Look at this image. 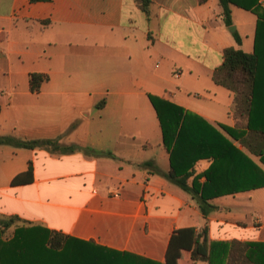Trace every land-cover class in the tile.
Here are the masks:
<instances>
[{"label":"crops","instance_id":"crops-1","mask_svg":"<svg viewBox=\"0 0 264 264\" xmlns=\"http://www.w3.org/2000/svg\"><path fill=\"white\" fill-rule=\"evenodd\" d=\"M148 8L136 0H0V136L73 147L0 145V222L15 217L6 232L40 226L139 257L129 264H166L177 230L206 225L214 264H227L233 241L264 244V187L211 199L215 210L204 219L188 194L142 166L169 170L148 95L214 126L264 173L260 158L219 127L235 126L233 94L212 80L226 48L252 53L256 16L232 5L227 27L218 0H150ZM31 73L48 76L37 94ZM195 121L193 140L213 153L216 136ZM227 155L216 184L257 181L246 161ZM210 164L195 162V175ZM29 165L31 178L12 184ZM173 255V264H209L191 260V250Z\"/></svg>","mask_w":264,"mask_h":264},{"label":"trees","instance_id":"trees-1","mask_svg":"<svg viewBox=\"0 0 264 264\" xmlns=\"http://www.w3.org/2000/svg\"><path fill=\"white\" fill-rule=\"evenodd\" d=\"M206 1L197 0L198 4H204ZM136 2L139 9L148 15L150 0ZM218 4L227 27L232 25V5L256 16L252 53L232 47L226 48L223 51L221 65L212 73V80L233 94L232 115L236 120L235 126L219 127L250 154L259 157L264 165V0H218ZM233 36L235 42L240 44L239 35L233 33ZM47 80L46 74H29V91L37 94L42 83ZM148 98L159 122L162 144L169 154V170L166 173L161 172L151 162H145L142 166L151 167L152 171L188 194L196 201L204 219L215 210V206L210 203L211 199L244 189L264 187L262 170L214 126L167 100L152 95H148ZM195 120L200 124L199 130L210 131L216 136L217 147L213 153H204V148L200 144L201 139L193 140ZM0 145L23 149L45 147L62 152L73 150L71 146H61L56 140H28L14 136H0ZM228 151L240 156L243 162H247L250 166L251 180L257 181L247 186L233 188L216 184L221 176L218 172L219 167L228 157ZM201 159H211V164L202 174L195 175L194 164ZM31 174L32 168L29 165L27 171L17 176L12 184L23 177L31 178ZM201 177L205 178L203 183L198 181ZM15 220V217H10L0 222V264H129L130 260L139 258L127 252L111 250L92 241H81L40 226H16L8 237H4ZM175 234L169 240L166 264H173L171 260L175 258L173 255L175 248L191 250V260L199 259L214 264L210 253L213 243L208 245L206 225L198 230L180 229ZM227 264H264V244L233 241L229 248Z\"/></svg>","mask_w":264,"mask_h":264},{"label":"rangeland","instance_id":"rangeland-1","mask_svg":"<svg viewBox=\"0 0 264 264\" xmlns=\"http://www.w3.org/2000/svg\"><path fill=\"white\" fill-rule=\"evenodd\" d=\"M10 235V232H5L4 237H8Z\"/></svg>","mask_w":264,"mask_h":264},{"label":"water","instance_id":"water-1","mask_svg":"<svg viewBox=\"0 0 264 264\" xmlns=\"http://www.w3.org/2000/svg\"><path fill=\"white\" fill-rule=\"evenodd\" d=\"M234 28L233 27H230L229 30H233Z\"/></svg>","mask_w":264,"mask_h":264}]
</instances>
